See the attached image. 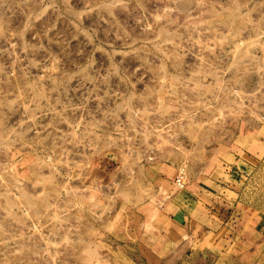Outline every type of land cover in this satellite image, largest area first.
Wrapping results in <instances>:
<instances>
[{"label":"rangeland","instance_id":"rangeland-1","mask_svg":"<svg viewBox=\"0 0 264 264\" xmlns=\"http://www.w3.org/2000/svg\"><path fill=\"white\" fill-rule=\"evenodd\" d=\"M210 199L167 264H264V0H0V264H147L140 215Z\"/></svg>","mask_w":264,"mask_h":264},{"label":"crops","instance_id":"crops-1","mask_svg":"<svg viewBox=\"0 0 264 264\" xmlns=\"http://www.w3.org/2000/svg\"><path fill=\"white\" fill-rule=\"evenodd\" d=\"M214 168L215 165L213 163H209L203 170L205 174H203V177L200 180L210 178L215 170ZM223 168L228 170L227 164L225 162H223ZM173 175L171 176L169 172H161L157 175L156 179H154L156 186L158 187L157 195L159 198L164 199L166 202L171 201L176 203L179 201L181 204L183 202L193 200L201 203L198 192L203 194V190H201L202 187H200V191L197 190V192H191L187 188L182 189L181 191L176 190L173 185V180L176 175ZM190 198L191 200H189ZM210 200V206H204L206 208H204L206 211L204 213L205 219L208 220L209 224H211V228L206 224H197V222L191 218L189 213L185 211L187 210V207L184 208L183 206L179 205L168 206V208H172L170 209L172 212H167L165 210V205L159 207V203H157L153 210L150 211V218H147L143 212V214L140 215V235L136 239L135 246L137 247L136 249L146 253L150 260L144 256H141L143 258L142 261L147 264H151L150 262L167 264L168 260H172L170 259V256L178 249V247L185 246L184 248H186V246L191 245L190 240L195 237L193 231L197 232V227L202 226L201 229L204 230L206 228H214L218 231L223 228L229 229L227 224L232 217L233 211H230L228 207L217 204L215 200ZM159 215H164L166 218L165 222L158 221ZM238 222V228H240V224L242 222L240 220ZM195 225L196 227L194 229ZM195 235L199 234L195 233ZM193 240H195V238Z\"/></svg>","mask_w":264,"mask_h":264},{"label":"built area","instance_id":"built-area-1","mask_svg":"<svg viewBox=\"0 0 264 264\" xmlns=\"http://www.w3.org/2000/svg\"><path fill=\"white\" fill-rule=\"evenodd\" d=\"M185 178H186V176L182 172L175 176L173 182H174V185L177 189H183L184 188L185 182H186Z\"/></svg>","mask_w":264,"mask_h":264}]
</instances>
